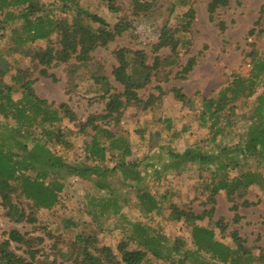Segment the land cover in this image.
Here are the masks:
<instances>
[{"label":"trees","instance_id":"16d2710c","mask_svg":"<svg viewBox=\"0 0 264 264\" xmlns=\"http://www.w3.org/2000/svg\"><path fill=\"white\" fill-rule=\"evenodd\" d=\"M185 1L184 4L187 3ZM130 2L133 13L141 9L147 10L152 5V0L151 4L141 0ZM228 3L229 0H208L209 18L213 19L217 9ZM108 9L114 10V7L109 5ZM68 12H71L70 18ZM262 16L264 2L259 8V18ZM193 17L194 11L189 7L179 16L177 26L172 28L164 25L160 30L152 48L157 51L168 47L170 54L163 58L155 55L148 63L146 54L140 49L115 47L112 54L116 64L112 66L110 75L122 88L113 91L112 88H107L99 93L98 96L104 103L103 109L79 120L66 102L56 103L36 94L32 68L41 76L55 81L57 78L49 69L64 64L65 90L72 91L81 77L77 72L88 64L97 62L92 59V51L97 47L107 46L115 36L129 28V23L119 20L110 27L104 16L83 7L80 0H53L48 5L39 0H0V206L8 219L31 224L36 221L33 213H26L17 201L19 193L32 209L48 210L59 201V193L66 188L64 179L70 182L71 178L78 177L103 178L116 168L124 174L131 171V163L126 161L131 153L129 138L111 131L107 124L115 113L128 104L146 110L162 101L163 92L159 88L157 94L148 93L145 97L138 94V89L146 87L158 68H171L178 63L182 54L178 45L181 42L190 45V40L183 35L189 33ZM16 20H20L18 25H10V22ZM256 24L257 27L252 26L248 30L249 35L264 34V20L262 23L257 20L254 25ZM217 26L220 30L225 28L222 20L217 21ZM39 40L44 41V46L33 52L32 67L16 66L14 72L10 73L16 62L8 59L11 55L9 47L18 49ZM248 44L250 49L245 53L249 66L247 73L231 72L228 82L217 90L215 96H201L198 91L193 96H187L178 87L170 88L180 103L194 111L197 108L198 114H195L199 125L208 129L213 142L217 136H225L239 117L249 120L245 138L240 143L233 146L218 144V153L202 151L198 145L179 149L172 142L189 128V124L182 123L175 131L174 120L169 115L150 119L166 131L163 140L156 141L155 148L171 159V168L181 169L186 163L196 164L201 170L213 166L206 184L209 199L213 202L217 192L224 191L232 202L233 223L240 219L239 205L254 204L245 198L239 204L235 201V197L244 196L254 182V177L252 172L243 171L238 177L229 179L227 170L234 169L241 163L235 155L264 161V51L253 41ZM194 64L195 57H187L177 74L184 77ZM95 76L107 82L106 75ZM240 107L243 110L238 113L237 108ZM63 120L71 122L75 131L71 127L61 126L59 123ZM151 126L150 124L149 127ZM75 135L82 136L79 147L84 156L82 162H68L62 154L70 148L75 154ZM142 136L140 133L139 139ZM21 137L29 138L30 146ZM147 137L148 140L155 141L161 138L160 131L149 130ZM151 152H147L143 158L150 159ZM111 154L113 163L108 166L106 161ZM219 154L224 155L227 160L218 159ZM146 164L152 166L153 162ZM138 181L139 178L136 182ZM99 184L102 186V181ZM133 187L139 209L141 207L143 211L150 212L158 208V200L143 185ZM212 213L213 207L195 214L191 209L173 206L170 216L189 226L195 251H203L217 263L264 264V246L245 245L236 228L228 232L230 243L218 239L214 228L218 227L223 233L227 224L221 217L212 223ZM204 218H207V223H200ZM71 223L75 225L71 218H67L61 224L68 227ZM3 235L6 237L0 240V264H47L41 257L42 246H39L44 242V236H31L15 228L4 231ZM138 237L139 246L133 249L127 248V241L120 240L116 245L119 254L117 258L115 251L107 244L97 245L96 236L76 234V252L72 260L75 264H142L147 253H150L156 258L164 255L169 257L167 259L171 260L170 264H184L191 252L180 237H174L168 242L167 251L163 250L165 246L160 245L161 242L155 236L141 234ZM11 243H16L17 247L22 246V253H16ZM54 261L55 259L52 262Z\"/></svg>","mask_w":264,"mask_h":264},{"label":"rangeland","instance_id":"374dc122","mask_svg":"<svg viewBox=\"0 0 264 264\" xmlns=\"http://www.w3.org/2000/svg\"><path fill=\"white\" fill-rule=\"evenodd\" d=\"M39 1L48 5L53 0ZM141 1L151 4V0ZM184 1L152 0L149 9H141L133 13L130 0H80L83 7L104 16L110 27L121 20L129 23V28L115 36L107 46H100L92 51V59L97 62L94 64L92 62L77 72V75L80 74L81 77L75 80L76 86L72 91L65 90L64 64L49 69V72L57 78L55 81L50 77L41 76L36 69L32 68L33 87L36 94L56 103L66 102L79 120L103 109L104 103L99 98V93H103L107 88H112V91L122 88L110 75L112 66L116 64L112 54L115 47L140 49L146 54L148 63L155 55L161 58L169 55L168 47L154 51L152 44L157 41L158 34L164 25L172 28L177 26L179 16L189 7L193 9L194 17L189 33L184 34L183 37L190 40V45L181 42L178 46L182 54L178 63L171 68L169 66L158 68L146 87L138 89V94L144 97L148 93L157 94L160 89L163 95L158 105L141 110L128 104L123 110L115 113L113 119L107 124L111 131L124 134L129 138L131 153L126 157V161L131 163L129 167L131 171L124 174L116 168L114 172H109L103 178L78 177L71 178L70 182L64 179L66 188L59 193V201L48 210L32 209L29 202L19 193L17 201L26 213H33L36 221L34 224L27 221L13 222L3 214L0 206V240L6 237L3 232L11 228L27 232L31 236H44V242L39 244L40 247L42 246L41 257L44 262L75 264L72 256L76 252L74 250L76 234L96 236L97 245L107 244L115 251L117 258L119 254L116 251V245L120 240L127 241V248L133 249L139 246L137 244L139 235L155 236L156 240L161 242L159 244L165 246L163 250L167 251L168 242L174 237H180L185 247L191 251L184 264H220L203 251H195L189 226L170 216L172 207L176 206L179 209H191L195 214H201L205 209L213 207L212 223L221 217L227 224L223 233L218 227L214 228L218 239L230 243L228 232L236 228L244 239L245 245L264 246V161L254 157L243 158L235 155L241 163L236 168L227 170L229 179L238 177L243 171L252 172L254 177V182L248 187L244 196L235 197L238 204L243 198L254 204L239 205L240 219L233 223L232 202L228 200L225 192L218 191L213 202L209 199L206 184L209 182L213 166L201 170L196 164L186 163L181 169L171 168L169 166L171 159L155 148L156 141H162L166 131L150 120L156 116L169 115L174 120L175 131L181 127L182 123H188L189 128L172 142L173 146L179 149L184 146L198 145L202 151L218 153V144L233 146L245 138L249 120L239 117L225 136H217L213 142L208 129L199 125V119L195 114H198L197 108L194 111L180 103L175 99L170 88L178 87L187 96H193L194 92L198 91L201 96L212 97L228 82L231 72L246 74L249 68L245 56L250 49L248 43L253 41L264 51V34L255 36L248 34L252 26H258V24L254 25L257 20L260 23L264 20V16L259 18V8L264 0H229L226 6L217 9L213 19L208 16V0H186V4L183 3ZM109 5H112L114 10H109ZM67 14L70 18L71 12ZM218 20L224 22L223 30L218 28ZM19 22L20 20L13 21L10 25L15 26ZM43 46L44 41L39 40L30 46L18 49L9 47L11 55L8 59L16 62L12 65L10 73L14 72L16 66L31 68L34 63L33 52L42 49ZM186 49L188 52L184 53ZM189 56L195 57V64L184 77H181L177 72ZM92 74H94L93 78ZM95 75H106L107 82ZM8 76H5L6 79ZM242 110V107L237 108L238 113ZM59 124L71 127L75 131L71 122L63 120ZM149 130H159L161 138L155 141L148 140ZM140 133L143 135L142 139H139ZM81 137L78 135L74 137L75 149L77 148L75 154L71 148L62 152L66 161H84L83 153L79 149ZM22 139L30 146L29 138ZM147 152H151L150 159L143 158ZM111 157L112 154L106 161L108 166L113 163ZM218 159L227 160L222 154L218 155ZM148 162H153L152 166H147ZM134 177L139 178V181L136 182L137 178ZM99 181H102V186ZM135 185H143L158 200L157 209L150 212L143 211L141 207L139 209L133 192ZM67 218H71L75 225L71 223L68 227L62 226L61 223ZM200 223H207V218ZM137 227H143L144 230ZM16 245L11 243L12 249L18 254L22 253L23 247ZM167 258L169 257L165 255L156 258L147 253L142 264H170L171 260ZM53 259H55L54 262H52Z\"/></svg>","mask_w":264,"mask_h":264}]
</instances>
